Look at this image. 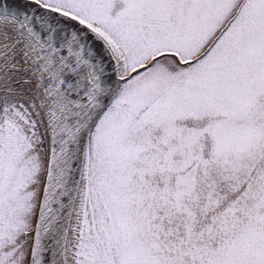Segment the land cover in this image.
Returning <instances> with one entry per match:
<instances>
[{"label": "snow or ice", "instance_id": "1", "mask_svg": "<svg viewBox=\"0 0 264 264\" xmlns=\"http://www.w3.org/2000/svg\"><path fill=\"white\" fill-rule=\"evenodd\" d=\"M0 264H264V0H0Z\"/></svg>", "mask_w": 264, "mask_h": 264}]
</instances>
